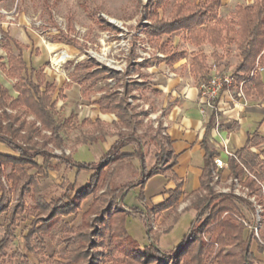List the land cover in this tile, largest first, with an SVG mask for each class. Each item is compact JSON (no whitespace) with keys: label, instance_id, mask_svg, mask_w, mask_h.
I'll list each match as a JSON object with an SVG mask.
<instances>
[{"label":"trees","instance_id":"obj_1","mask_svg":"<svg viewBox=\"0 0 264 264\" xmlns=\"http://www.w3.org/2000/svg\"><path fill=\"white\" fill-rule=\"evenodd\" d=\"M147 1L144 13L148 22L144 24L143 31L148 38L158 41L163 35L180 30L184 33L185 39L198 48L190 53L189 62L190 71L197 85L210 76L209 57L213 58L217 67L222 59L220 49L235 45L238 63L231 74L235 84L244 81L242 87L246 95L264 96V77L261 74L249 75L257 61L264 62V0H254L252 4L236 6L229 18L219 17L218 8L221 0H177L167 16L162 15V10L168 0ZM103 26L113 28L110 24ZM204 44L210 46L209 54L200 49ZM1 46L6 52V58L5 61L0 60V70L6 77L14 80L12 90L15 94L13 95L7 86L0 83V142L14 153L13 155L0 153V177L3 168L10 167L6 178L11 181L13 188L18 189L19 199L29 198L31 204L27 207L21 206L20 200L8 210L5 204L6 191L0 178V215L5 213L8 221L4 236L0 239V264H25L19 257L21 254H17L15 259L4 260L10 242V227L25 211L32 215L30 226L24 236L26 249L32 250L30 242L35 237H38L42 243L44 237L54 238L58 234H66L63 239L64 254L60 255L62 262L51 261L52 264H81L88 257L91 258L90 264H102L107 257L112 258L113 264H151L155 255L172 254L178 259H183L182 264H264V261L257 258L252 250V242L256 238L253 231L247 232L246 225L232 217H222L224 212L239 211L238 202L243 203L250 211H254L252 203L232 193H213L211 189L204 195H197L185 208L194 209L195 217L188 236L173 248L172 252L167 253L156 248L153 240L149 244L140 246L125 228L124 219L128 213L123 210L113 212V204L123 203L122 198L125 193L137 186L142 187L148 178L161 171L160 165L165 163L167 158L170 162L164 169L169 170L174 164L172 156L169 153L164 154V151L157 153L154 164L147 169L144 166V157L138 148L135 155L140 157L142 166L138 181L111 189L103 183L106 179V166L111 163L115 165L122 159L129 158L130 155L121 153L120 149L127 140L136 141L140 147L139 138L120 131L119 139L103 153L98 164L94 161L78 162L70 154L53 152L48 145L55 148L63 147L64 135L70 131H79V135L75 138V142L78 143L85 144L97 139L98 135H93V131L83 130L89 124L95 127V122L92 124L88 119L79 122L75 114L60 117L56 100L53 99L56 86L47 80L43 67L28 68L22 55L25 46L6 33H3ZM14 49L17 53H14ZM183 55V52L174 53L170 56L169 62L172 63ZM94 66L95 60L88 59L75 65L74 68L73 75L82 84L85 94L89 93L90 87L99 79L117 74L108 68L92 69ZM131 85L138 84L136 82L126 84L121 96L115 91H107L98 100L103 112H116L119 122L129 127L133 125L130 114V110H133L127 104V93ZM210 118L209 122L214 115ZM156 135H150V140L162 147L163 144ZM262 142L264 137L254 134L246 140L243 147L236 150V158H228V176L239 177L244 169L250 173L244 181L250 192L260 190L261 186L257 181L264 180V150L256 152L251 150V147H256ZM205 150L201 186L193 192V195L209 182L214 152L206 146ZM37 157L42 158L41 164L36 161ZM62 164L69 169L75 168L77 174L85 170H90L92 173L86 185L81 188L75 189L74 184L70 182L60 193L48 199L40 188L38 176L44 175L47 169L59 170ZM30 168H34L35 172L29 173ZM100 182L106 188L100 196H104L106 192L115 194L120 191L119 197L116 201H109L106 206H101L104 202L103 197L94 196V201L83 213L80 224L71 226L66 222L65 217L76 213L81 201L92 194ZM179 185L169 191L170 196L167 199L152 206L147 213L160 212L168 208L176 210L181 194ZM142 196L141 192L139 198L142 199ZM134 208L136 213L142 214V211ZM93 213V220L100 223L99 228L88 225V219ZM203 214H206L203 222L195 228L196 221ZM178 215L179 213L174 214L172 222L176 221ZM170 227L171 225L166 230ZM202 231H217L214 236L217 248L211 260L208 259V255L213 251L212 245L204 243L197 236V233ZM225 246H234L237 250L224 252ZM257 248L258 251L262 250L259 244ZM55 255L56 251L53 252L52 257Z\"/></svg>","mask_w":264,"mask_h":264},{"label":"rangeland","instance_id":"obj_2","mask_svg":"<svg viewBox=\"0 0 264 264\" xmlns=\"http://www.w3.org/2000/svg\"><path fill=\"white\" fill-rule=\"evenodd\" d=\"M176 1L177 0L167 1L165 8L162 10L163 16L169 14ZM253 1L254 0H222L218 9L219 17L229 18L234 12L236 6L252 4ZM147 2V0H14L12 5L11 3L7 5V7L11 8H5V5L2 6V3H0V9L10 12L6 14L0 13V33L12 30V35H15L17 31L27 27L30 41L33 44L29 52L32 56L31 58L36 60L35 58L39 56L38 58L40 59L39 62H37L38 64L36 62L34 64L43 67L48 80H53L54 82L55 80L52 78L54 70L52 69V72H50L48 68L50 60L54 57V54L62 49H65V52L68 53L70 57L65 59V62L61 64V66L63 65V68L60 67L61 72H59V74H67V71L71 70L74 62L79 61L81 56L92 55L100 64H106L117 69H122L123 71L126 70L127 66H133L135 67L133 69L134 72H131L130 67L128 68L127 74L134 76L135 73H138V78L150 80L152 74L158 73V71H154L156 67L153 68V66H151V60L153 61L155 59V54L157 50H159L161 43L165 44V50H186L187 53L193 47L187 44L182 31L170 36L164 35L158 41L155 39L146 41L144 34L142 33L146 18L141 9L146 7ZM15 3L17 7L15 6ZM21 12H23L25 16H23ZM107 18L116 21L118 24L121 22L123 28L116 30L104 27L103 25L107 24ZM35 22H39L40 24L37 25ZM58 42L62 45H58ZM172 42H174L175 45H173ZM200 49L207 52V54L211 51V48L207 44H204ZM220 51L222 59L219 61L216 68L212 67L215 65L214 60L209 57L208 61L211 65V74L214 72L232 74L234 67L238 63L235 45H232L229 48L223 47ZM71 55L74 57H71ZM148 55L150 56L149 58L147 57ZM0 57H2L3 60L6 58V54L3 49L1 50V46ZM143 57L145 60L140 61ZM129 58H131V62H137V67L135 63H133V65L132 63L130 65L129 63H126V60ZM259 64L264 66V62ZM31 65V63H28V68H30ZM180 73H187V70L181 67ZM261 76L264 77V71L261 73ZM62 80L66 81V83L62 84ZM13 82L14 80L6 77L2 71H0V83L7 86L11 93H14L12 90ZM56 83H58L59 87H62V94L59 95L60 100L56 101V107L60 117H68L77 113V106L79 103L90 104L87 103L88 97L82 89L77 84L67 81L66 76H64L63 79L60 77V80L56 81ZM97 86L100 85L98 84ZM236 98L238 99V97ZM140 99L142 103L148 104V113H152L158 105L156 102L152 101L153 96L150 90L144 91ZM246 99L248 100L247 96ZM257 101L259 104L263 105L264 97H261ZM91 108L88 106L86 111L90 113ZM80 109L83 108L81 107ZM79 118L81 119L82 115H79ZM83 129L87 131L89 127H84ZM100 129H103V126ZM152 130L153 128H150L149 125H146V123L143 122V125L137 128L134 133L137 138L147 142L149 136L153 134ZM78 135L79 131H70L68 134L64 135L63 147L55 148L48 145V148L52 149L53 152L57 154L62 152L70 154V156L78 162L89 163L94 161L98 164L100 156H102V152L104 151L102 145L75 142V138ZM130 145V148L133 150L136 148L135 143ZM145 148V152L153 154L152 150L154 144L149 143L148 147ZM36 161L41 164L42 158L37 157ZM54 161L55 160H52V162ZM154 161L155 158L149 154L146 158L147 168H150ZM105 169L106 179L103 183L111 189L127 184L128 182L138 181L140 177L139 168L132 165L129 159L121 160L115 165L114 163H111L106 166ZM9 171L10 167H4L0 177L6 191L5 204L8 206V210H10L12 206L21 200V206L24 205V207H27L31 204V200L26 197L19 199L18 189L16 190L13 188L11 181L6 178ZM28 172L34 173L35 169L30 168L28 169ZM91 173L92 171L85 170L81 171L79 174H75V168L69 169L65 164H62L57 171H52L51 169L44 171V175H39L38 180L41 189L49 199L51 196L60 193L70 182L74 184L75 189H79L86 185ZM159 175L160 176L151 180L148 185V190L144 193L146 204H150L153 201V196H151V194L159 191L161 185L166 183L163 174L160 173ZM249 175L244 171L242 172L239 176L242 184L245 185V178ZM101 183L102 182H100L98 187L93 190L92 194L81 201L76 213H71L65 217L66 222L71 226H77L80 224L82 215L93 203L94 196L103 197L104 202L101 206H106L109 201L114 202L117 200L120 191L115 194L106 192L104 196H100L102 191L106 189ZM193 185L194 181L192 178H187L184 187L186 194L193 189ZM209 189H211L213 193H222L217 191L209 178V182L203 185L196 195H185L182 198V201L189 205L197 195H204ZM140 193V187L130 189L122 198V202L124 203H119L118 205L117 203H114L112 211L123 210L128 213L124 219L125 228L129 235L134 238L140 246L149 244L153 240L156 248L161 251H166L167 253L172 252V249L182 243V241L188 236L191 223L195 217L194 209H186L180 212V205H183L181 204L182 202H180L176 210L168 208L167 210L160 212L155 219H160L161 223L156 224L158 228L153 230V234L150 238V235L147 232L146 219L134 211V206L137 204L136 201H140ZM249 193L250 191L248 190L246 194ZM254 193H256V200L264 199V188L257 190ZM236 196L247 199L240 195ZM238 206L239 211L224 212L222 217H232L241 223V218H244L249 224H251L253 222L251 216L252 212L241 202H238ZM175 213H179V215L176 221L172 222V217ZM205 216L206 214H203L200 219L196 221L195 228L201 225ZM93 217L94 213L89 217L88 225L99 228L100 223L93 220ZM31 220L32 215H29L25 211L21 213L20 217L16 218L15 222L11 225L10 242L6 249L7 256H5L4 260L7 261L10 258L15 259L17 254H21L19 257L24 260L25 264H52L51 261L62 262L60 255L64 254L63 239L66 237V234H58L54 238H51L50 236L44 237L42 243L39 241L38 237H35L30 242L32 250L30 251L25 248L24 236L27 233ZM7 222L6 214L2 213L0 215V239L4 236ZM148 225H151L150 221H148ZM170 225V229L166 230ZM216 233L217 231H202L197 233L198 238L204 243L212 245L213 251L208 255L209 260L213 258L217 248V244L214 242V236ZM258 244L262 247L260 252L264 254V220H262V228L259 231V238H255L251 247L256 251L258 249ZM236 250L237 248L234 246L224 247V252H235ZM54 251H56V255L52 257ZM155 256L156 257L151 264H182L183 262V259H178L174 254ZM90 261L91 258L88 257V259H86L85 262L82 261L81 264H90ZM102 264H113L112 258L107 257Z\"/></svg>","mask_w":264,"mask_h":264},{"label":"crops","instance_id":"obj_3","mask_svg":"<svg viewBox=\"0 0 264 264\" xmlns=\"http://www.w3.org/2000/svg\"><path fill=\"white\" fill-rule=\"evenodd\" d=\"M13 2L14 0H0V3H2V6L5 5L4 6L5 8H11V7H7V5H9L10 3L12 5ZM141 10L144 13V9ZM21 14L25 16L23 12H21ZM146 22H148L147 19ZM106 23L112 25L113 29L116 30L123 28L121 22L120 24H118L116 23V21L110 18H107ZM11 31L9 30L6 31L5 33L10 38L19 41L21 44L25 46V48L22 50V55L27 63V66L28 63H31L32 65L30 67L38 68L39 66L35 65L34 63L39 62L40 59L38 58L39 56L35 58L36 60H34L31 58L32 56L29 53L33 44L30 41L27 27L17 31L15 35H12ZM178 32L181 31L180 30L174 31L166 35L170 36ZM142 33L144 34V38L146 39V41L151 40L146 36V34L143 31V28H142ZM186 41L189 46L193 47L192 49L189 50L188 53L186 52V50H177V51L175 49L165 50V44L164 43L160 44L159 50H157L155 54V59L153 61L151 60V66H153V68L156 67L154 71H158V73L152 74L151 75L152 78L150 80H143L141 78H138L139 76L138 73H135L134 76L127 74L128 68L130 67H131L130 69L131 72H134L133 69L135 67L133 66H127L126 70L123 71L122 69H117L108 66L106 64H100L96 60V58L92 55H88V56L84 55L83 57L81 56L79 58V61L74 62L71 70L67 71V74L65 73L59 74V72H61L60 69L58 71H53L52 78L55 80V82L53 80L52 81L49 80L53 82L56 86V90L53 94V99L57 101L60 100L59 95L62 94V87H59L58 83H56V81L60 80V77L63 79V77L66 76L67 81H70L73 84H77L85 93L82 84L79 81H77V79H75V75H73V73L75 72L74 69L75 65L77 64H81L87 61L88 59H94L95 66L92 69L96 67L108 68L111 71L117 72L115 76H106L99 79L96 83H94L90 87L89 93L85 94L88 97L87 103L90 104L87 105V104L79 103L77 106L78 114L74 113L77 116L79 122L84 119L90 120L92 124L93 122H95V127L92 126L91 124L86 126L89 127V129H87V132L93 131V135H98L97 139L89 143L101 144L102 148H104V151L102 152L103 155V153H105L119 139L120 135L118 133L120 131L131 133L134 137L137 138L134 132L136 131L137 128L143 125L144 122L146 123V125H149L150 128H153L152 135L157 134L156 135L157 139L163 144V146L161 147L160 144L157 145L156 143H154L155 141L154 142L153 140L151 141L149 136L147 142L139 138L141 141L140 147L138 146L136 141L127 140L126 144L120 149L121 153L130 155L129 158L126 159H129L132 165H135L139 168L138 169L139 173H141L142 166H141L140 157L135 155V151H137L138 148H140V152L144 157V166L146 168H147L146 158L149 154L153 156L155 160H156V154L162 153V151H164L163 152L164 154L169 153L172 156V159L174 160V164L170 167L169 170L164 169L165 166L170 162L169 158H167L165 159L167 161H165V163L160 165L161 171L148 178L145 181V183L142 185V187L137 186L140 187L143 196L142 199L139 198L140 200L139 202L136 201L137 204L134 207L142 211V214L139 213L137 214H139L144 219H146L147 232H149L150 236H152L153 230L154 229L156 230L158 228L156 224L161 223L160 219L156 220L155 218H157L160 212L165 211L167 209L162 210L160 212L147 213L148 209H150L154 205L162 203L165 199H167L170 196L169 191L174 190L180 184L179 186H180L181 194L178 200V204L182 202L181 204L183 205H180L181 209L179 210L180 212H182L186 210L185 208L188 206L184 201H182V198L188 194L193 195V192L200 188L201 176L203 173V166H204V158L206 153L205 146L210 151L214 152V155L212 157V163H213V158L215 156H219L228 164L229 157L224 153L222 147L217 144L220 139L213 130L214 118L211 120V122H209L211 119L210 116H208V114L205 115L201 113L199 109L200 99L198 95L197 82L195 81L189 67L190 56H191L190 53L192 51L197 50L198 48L195 45L191 44L187 39ZM57 44L62 45L59 42ZM172 44L175 45L174 42H172ZM1 50H2V46H1ZM63 50L66 51L65 49ZM179 52H183L184 55L180 59L170 63L169 62L170 56L173 55L174 53H179ZM14 53H17L15 49H14ZM69 57L70 55L67 54L66 59ZM71 57L74 56L71 55ZM147 57L149 58L150 56L148 55ZM0 60L5 61L2 59V57H0ZM143 60H145L144 57L140 61ZM126 63H129V65L131 63L132 65L133 63H135L137 67L136 64L137 62L136 61L131 62V58L127 59ZM61 67L63 68V65ZM181 67L187 70V73L181 74L180 73ZM48 70L52 72L51 69ZM80 70H78V72ZM44 73L46 74L45 71ZM210 74H211V70H210ZM135 82L138 85H131L127 93V104L133 110V111L130 110L131 120L133 121V125L132 127H129V126H124L123 124H121V122H119V118L116 112H103L99 107L98 100L107 91H115L118 93L119 96H121L124 93L125 85ZM65 83L66 81L62 80V84ZM98 84L100 86H97ZM147 90H150L152 93L153 96L152 101L158 104L157 107L152 111V113H148L149 112L148 104L142 103L140 99L142 93H144V91ZM12 94L14 95L15 92ZM246 96L248 98V100L246 99V102H243L241 99L238 100L236 97L233 100L228 95L227 92L222 91L219 94L218 98L216 99L219 131L221 136L227 139V147L234 153L236 152V150L243 147L246 140L248 138H251L254 134L264 137L263 135L264 134V104L261 105L257 101L264 96H259V95H246ZM88 106L90 108L92 107L90 113L86 111V108H88ZM81 107L83 109H80ZM79 115H82L81 119L79 118ZM102 126L103 129H100ZM132 143L136 144V148L134 150L130 148L131 147L130 144ZM149 143L154 144V148L152 150L153 154L145 152L146 149L145 147H148ZM253 147L256 149V151L264 150V142L260 143L256 147L255 146ZM0 153L10 154V155L14 154L13 151L9 150V148L2 142H0ZM154 162L152 163V165L154 164ZM52 171H57V170H52ZM160 173H162L163 176L165 177L166 183H163V185H161L159 191L151 194V196H153L152 197L153 201L150 203L151 205L146 204L144 193L145 191L148 190L149 188L148 185L150 184L151 180L157 176H160L159 175ZM227 173H228V167L223 170V174H227ZM75 174H77L76 169H75ZM189 177L192 178V180L194 181V185H193L194 187L189 193L186 194L184 187H185L186 179ZM148 221L153 222L154 224L153 229H148L149 226ZM247 228L248 227H246V231L247 232L250 231L249 229L247 230ZM252 250L257 258L264 261V254L258 251V249L255 251L252 248Z\"/></svg>","mask_w":264,"mask_h":264},{"label":"built area","instance_id":"obj_4","mask_svg":"<svg viewBox=\"0 0 264 264\" xmlns=\"http://www.w3.org/2000/svg\"><path fill=\"white\" fill-rule=\"evenodd\" d=\"M0 13H10L3 9H0ZM35 24H40L39 22H35ZM3 33H0V43L2 41ZM62 50H59L58 53H55L54 56L60 54ZM67 55V54H66ZM65 58L62 60V63L65 61ZM61 63V64H62ZM53 64L52 59L50 60V65L48 69H53L54 71H58L60 69ZM216 68V65L212 66ZM264 71V66L260 65L257 61L254 67L251 69L249 75L255 76L257 74H261ZM243 82L240 81L237 85L235 84V79L231 74L228 73H218L214 72L210 74V76L201 82L198 83V95H199V109L201 113L211 116L214 115V126L213 130L219 137V142L217 143L219 146L222 147L224 153L228 157L236 158V155L233 151H231L227 147V139L221 136L219 131V122L217 118V106H216V99L218 98L219 94L222 91L228 93V95L234 100L235 97H238V100L241 99L243 102H246V95L243 91ZM237 100V101H238ZM252 151L256 152V149L253 147L251 148ZM228 167V164L219 156H215L213 158V163L211 167V174H210V181L217 189V191L222 193H233L235 195H240L246 197L253 205L254 211L252 212V219L253 222L249 224L244 218H241L242 222L248 227L250 231H253L254 236L259 238V231L262 228V220H264V199L256 200V193L250 192L246 194L249 190L248 187L242 184L239 177L228 176L227 174H223V170ZM246 174H250L247 170L244 169ZM257 181V180H256ZM257 184L261 186L260 189L264 188V180L257 181ZM154 224L151 221V225L148 226V229H153Z\"/></svg>","mask_w":264,"mask_h":264},{"label":"bare ground","instance_id":"obj_5","mask_svg":"<svg viewBox=\"0 0 264 264\" xmlns=\"http://www.w3.org/2000/svg\"><path fill=\"white\" fill-rule=\"evenodd\" d=\"M65 51H62L60 54H57L56 56H54L52 58V61H53V64L56 66V67H59L62 63V60L65 58V56H67Z\"/></svg>","mask_w":264,"mask_h":264}]
</instances>
